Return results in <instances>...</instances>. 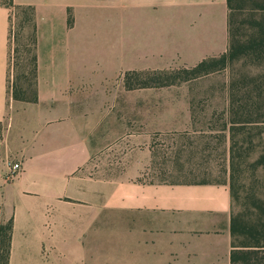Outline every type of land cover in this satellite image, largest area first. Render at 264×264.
<instances>
[{
  "label": "crops",
  "instance_id": "obj_1",
  "mask_svg": "<svg viewBox=\"0 0 264 264\" xmlns=\"http://www.w3.org/2000/svg\"><path fill=\"white\" fill-rule=\"evenodd\" d=\"M12 1L35 10L37 101L7 92L12 8L0 0V224L12 221L8 264H231L227 183L142 178L176 161L170 151L191 113L179 120L162 117L161 104L97 101L95 81L69 56L72 4ZM106 4L101 17L120 45L107 60L113 73L124 57H136L131 69L142 70L154 66L141 57L201 60L227 49V0ZM99 85L111 93L112 83ZM108 149L124 154V176L86 171ZM9 159L22 163L12 179Z\"/></svg>",
  "mask_w": 264,
  "mask_h": 264
},
{
  "label": "rangeland",
  "instance_id": "obj_2",
  "mask_svg": "<svg viewBox=\"0 0 264 264\" xmlns=\"http://www.w3.org/2000/svg\"><path fill=\"white\" fill-rule=\"evenodd\" d=\"M66 1L72 4L76 21L70 33L71 46L74 47L71 48L69 56L79 57V61L74 63V68L88 74L95 81L97 91L92 96H95L97 101L104 98L114 103L161 104L158 108L162 117H175L179 120L187 117L188 113L192 115V125L188 126V130L176 135L177 142L172 145L170 155H174L176 161H171L168 167H165L166 172L145 174L142 178L228 181L230 120H253L244 126H236L237 129L233 130V137L238 142L235 153L239 193L238 198L232 199L231 212L239 215L244 221L256 219L252 200L254 195L264 193V169H255L252 162L264 152V57L262 59L254 54H246L230 61L225 67L195 78L177 80L160 87L127 89L124 74L132 70V60L136 57H124L123 68L113 73L114 64L110 65L108 61L110 57L120 55V45L110 39L111 31L106 28V21L101 17L108 0ZM254 1L236 0V7L229 10L230 31L237 39L247 40L255 31L251 25L252 20L264 16V12L254 6ZM12 14L8 77L10 83L17 81L30 91L27 86L34 50V31L32 22L28 21L30 13L23 9H14ZM141 58L145 65L154 66L149 67V70H172L191 67L201 57ZM171 79L168 78V81ZM132 80L135 84L140 82V79L134 77ZM100 81H103L104 85L112 83L110 94L105 95V89L99 85ZM28 95L30 96L31 92ZM128 112L132 113L134 110ZM258 118L262 121H254ZM123 155L119 151L111 153L109 149L102 150L90 160L86 171L98 176H124L122 168L126 159ZM7 223L8 221H1L0 227H6ZM5 233L4 230V235ZM242 239V236H238L236 242L239 243Z\"/></svg>",
  "mask_w": 264,
  "mask_h": 264
},
{
  "label": "trees",
  "instance_id": "obj_3",
  "mask_svg": "<svg viewBox=\"0 0 264 264\" xmlns=\"http://www.w3.org/2000/svg\"><path fill=\"white\" fill-rule=\"evenodd\" d=\"M236 0H227L228 10L236 7ZM255 7L264 12V0H255ZM11 7L9 15L10 33L12 29V13L14 9H23L28 11L30 16L28 21L32 22L33 27V44L34 50L31 58V76L28 88L22 87L13 81L10 83L8 77L7 92L14 100L22 101H37L36 76H37V55H36V20L35 10L31 5L14 4L12 0L7 2ZM73 23L72 14L68 11L67 24L71 26ZM254 28V33L247 40L237 39L230 31L229 13H228V46L227 49L218 56H209L202 58L199 62L191 67H183L178 69H154V70H130L124 74V83L127 89L140 87H160L162 85L173 83L177 80H188L202 74L213 71L217 68L225 67L230 61L237 59L246 54H254L258 58L264 57V16L254 18L251 22ZM9 33V40H10ZM10 58V57H9ZM129 72V73H128ZM148 75H150L148 77ZM140 79V82L135 84L132 79ZM148 80L146 81V78ZM151 78V79H150ZM168 78H172L168 81ZM151 80V82L149 81ZM29 92L31 95L29 96ZM260 114V112H259ZM253 120L235 118L230 120L229 130L231 134L230 145V174L229 180H219L217 182L227 183L230 188L232 199L238 198V174H237V154L235 146L237 141L233 137V130L236 126H244ZM254 121H262L260 118ZM243 128V127H241ZM237 129V128H236ZM255 169H264V152L259 154L252 162ZM253 207L256 211V219L253 221H244L239 215L231 214L230 231L232 235V247L230 250L231 264H264V193L262 195H254L252 200ZM12 221H8L6 227H0V264H8L11 243ZM4 230L6 231L4 235ZM242 236V240L238 243L236 238Z\"/></svg>",
  "mask_w": 264,
  "mask_h": 264
},
{
  "label": "built area",
  "instance_id": "obj_4",
  "mask_svg": "<svg viewBox=\"0 0 264 264\" xmlns=\"http://www.w3.org/2000/svg\"><path fill=\"white\" fill-rule=\"evenodd\" d=\"M9 172L6 179H12L16 177L22 169V163L20 160L9 159L7 162Z\"/></svg>",
  "mask_w": 264,
  "mask_h": 264
}]
</instances>
